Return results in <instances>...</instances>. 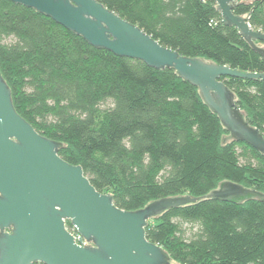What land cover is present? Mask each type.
<instances>
[{
    "label": "trees",
    "instance_id": "16d2710c",
    "mask_svg": "<svg viewBox=\"0 0 264 264\" xmlns=\"http://www.w3.org/2000/svg\"><path fill=\"white\" fill-rule=\"evenodd\" d=\"M99 3L182 57L264 74V60L222 24L213 0ZM233 14L264 34V0H235ZM0 74L17 114L61 143L59 157L80 166L120 210L202 198L221 182L264 195V156L232 141L173 69L95 49L50 18L0 0ZM221 81L264 137V81ZM145 234L176 264H264V203L203 200L148 221Z\"/></svg>",
    "mask_w": 264,
    "mask_h": 264
},
{
    "label": "water",
    "instance_id": "95a60500",
    "mask_svg": "<svg viewBox=\"0 0 264 264\" xmlns=\"http://www.w3.org/2000/svg\"><path fill=\"white\" fill-rule=\"evenodd\" d=\"M8 1L50 18L95 49L138 60L155 70L173 69L198 89L232 141L264 156L263 135L247 123L235 95L221 81H264V74L182 57L99 0ZM213 1L222 24L235 27L264 60V34L254 31L246 18L233 14L235 0ZM61 148V143L41 136L17 114L0 74V264H176L162 247L147 240L148 221L203 200L264 203V195L255 190L221 182L202 198L167 197L136 211H123L115 207L111 194L96 191L80 166L59 157Z\"/></svg>",
    "mask_w": 264,
    "mask_h": 264
},
{
    "label": "built area",
    "instance_id": "2783aa9c",
    "mask_svg": "<svg viewBox=\"0 0 264 264\" xmlns=\"http://www.w3.org/2000/svg\"><path fill=\"white\" fill-rule=\"evenodd\" d=\"M71 234L75 237V239H77L78 236H77V234H76L74 229L71 231Z\"/></svg>",
    "mask_w": 264,
    "mask_h": 264
},
{
    "label": "rangeland",
    "instance_id": "374dc122",
    "mask_svg": "<svg viewBox=\"0 0 264 264\" xmlns=\"http://www.w3.org/2000/svg\"><path fill=\"white\" fill-rule=\"evenodd\" d=\"M262 46V45H261ZM70 232V231H69ZM71 233V232H70Z\"/></svg>",
    "mask_w": 264,
    "mask_h": 264
}]
</instances>
